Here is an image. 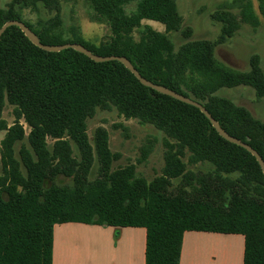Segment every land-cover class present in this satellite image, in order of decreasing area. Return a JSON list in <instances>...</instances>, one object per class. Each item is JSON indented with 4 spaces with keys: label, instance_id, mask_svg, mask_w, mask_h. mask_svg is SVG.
I'll use <instances>...</instances> for the list:
<instances>
[{
    "label": "trees",
    "instance_id": "16d2710c",
    "mask_svg": "<svg viewBox=\"0 0 264 264\" xmlns=\"http://www.w3.org/2000/svg\"><path fill=\"white\" fill-rule=\"evenodd\" d=\"M39 3L57 14L35 29L22 11ZM131 5L135 8L128 10ZM235 8L243 22L259 25L252 1L224 4L212 15L223 22L222 42L240 29ZM92 9L111 32L100 46L84 40L78 29L72 39L65 38L59 0H13L0 8V28L19 20L43 44L79 43L97 55L126 57L142 77L200 102L227 133L264 160V121L217 94L246 86L263 98L258 54L245 71L222 63L215 42L192 39L193 29L184 25L176 0H92ZM144 20L164 25L165 32L145 26L135 40ZM174 32L185 39L178 50L168 36ZM7 103L15 121L2 128L0 264H52L53 229L63 223L143 227L146 264H180L185 232L238 234L244 237L243 264H264L262 169L250 152L221 137L198 108L142 85L118 61L97 63L73 49L44 51L16 26L0 37V113ZM98 109H116L163 132L169 140L166 176L146 184L135 165L113 169L120 155L111 151L107 130L98 127L93 142L86 135V119ZM21 121L30 129L27 139ZM25 139L29 146L21 145L16 154ZM96 161L99 171L92 178ZM199 164L212 169L189 168ZM60 177L71 184L57 182ZM174 179L179 183L170 189Z\"/></svg>",
    "mask_w": 264,
    "mask_h": 264
},
{
    "label": "rangeland",
    "instance_id": "374dc122",
    "mask_svg": "<svg viewBox=\"0 0 264 264\" xmlns=\"http://www.w3.org/2000/svg\"><path fill=\"white\" fill-rule=\"evenodd\" d=\"M13 0H0V8H6ZM234 0H176L179 12L184 19V25L193 29V40L206 39L215 42V55L224 64L237 70L245 71L249 69V59L253 54L261 57V66L264 69V3L259 0H250L259 18V25L254 27L252 24L243 22L242 15L237 8L232 10L238 19L240 29L233 37L222 42L221 20L213 19L212 15L222 5L233 3ZM60 2V21L59 29L64 33L65 38L72 39L73 33L78 29L84 40L88 43L101 45L108 42L111 32L108 24L103 20L93 17L92 0H59ZM135 5L128 7L133 10ZM218 11L216 13H222ZM57 12L49 10L42 3L38 6L25 8L22 16L25 21L39 29L38 22L51 20ZM145 26H151L154 30L164 33V25L151 20H144L142 26L133 33V38L139 40ZM174 42L176 49L185 42L181 33H170L168 35ZM232 99L236 104L246 107L254 117L264 121V97L258 98L256 92L251 87L240 86L236 88H223L217 93ZM200 103V102H199ZM15 117L13 106L6 104L0 113V176L2 175L1 162V142L5 137L4 127L14 124ZM26 139L30 132L28 126L21 121ZM86 135L88 140L93 142L95 131L98 127H104L109 134L110 149L113 153L120 155L114 162L113 169L135 165L136 174L147 183L155 179L166 176V153L168 139L166 135L152 125H144L136 119H126L118 113L116 109L111 111L98 109L88 117L85 122ZM16 146V154L21 145L29 146L27 140ZM74 156L79 153L74 142H70ZM49 146L53 140L48 139ZM167 144V145H166ZM187 161V158L184 159ZM195 171H207L212 167L209 164H199L189 166ZM99 171V164L96 161L92 168V178H96ZM172 181V189L179 183V179ZM57 182L71 184V179L60 177Z\"/></svg>",
    "mask_w": 264,
    "mask_h": 264
},
{
    "label": "crops",
    "instance_id": "0c3cea01",
    "mask_svg": "<svg viewBox=\"0 0 264 264\" xmlns=\"http://www.w3.org/2000/svg\"><path fill=\"white\" fill-rule=\"evenodd\" d=\"M147 230L63 223L53 229L52 264H146ZM244 237L185 232L180 264H243Z\"/></svg>",
    "mask_w": 264,
    "mask_h": 264
},
{
    "label": "water",
    "instance_id": "95a60500",
    "mask_svg": "<svg viewBox=\"0 0 264 264\" xmlns=\"http://www.w3.org/2000/svg\"><path fill=\"white\" fill-rule=\"evenodd\" d=\"M12 26H16L21 29V31L24 33L25 37L29 39V41L37 46L38 48L47 51V52H52V53H58L66 49H73L79 53L84 54L91 60L97 62V63H103V62H110V61H118L122 63L138 80L139 82L148 87L151 88L163 95L172 97L178 101H181L183 103H186L188 105L194 106L198 108L205 116L206 118L211 122L212 126L215 128V130L218 132V134L223 137L225 140H227L230 143H233L235 145H238L244 149H246L248 152H250L257 160L259 163L262 172L264 174V160L261 157V155L253 149L249 144L241 141L240 139H237L233 136H231L229 133H227L219 124V122L213 118L211 113L198 101H195L183 94H180L176 91H173L169 89L168 87L155 84L150 80H147L146 78L142 77L139 71L134 67V65L131 63L129 59H127L124 56H116V55H111V56H101L94 54L92 51H90L88 48H86L84 45L79 44V43H66L62 45H46L43 44L38 35L30 28L28 27L23 21L19 20H10L7 21L6 23L3 24V26L0 28V37L4 34V32Z\"/></svg>",
    "mask_w": 264,
    "mask_h": 264
}]
</instances>
